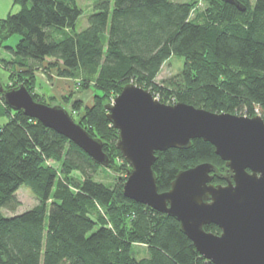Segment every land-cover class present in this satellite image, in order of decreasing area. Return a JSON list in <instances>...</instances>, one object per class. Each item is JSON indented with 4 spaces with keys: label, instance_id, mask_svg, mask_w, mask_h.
Here are the masks:
<instances>
[{
    "label": "trees",
    "instance_id": "obj_1",
    "mask_svg": "<svg viewBox=\"0 0 264 264\" xmlns=\"http://www.w3.org/2000/svg\"><path fill=\"white\" fill-rule=\"evenodd\" d=\"M13 1L19 9L0 19V48L22 75L12 87L23 84L42 102L28 83L35 68L50 63L60 77L93 89L91 104L74 101L68 112L101 140L110 159L106 168L129 170L105 109L129 82L166 104L264 119V0H239L243 11L223 0H208L203 9H197L200 0H112V6L111 0H99L80 31L76 0ZM12 35L17 43L5 45ZM171 55L183 57V69L158 83L161 64ZM0 117L6 118L0 123V264H213L175 218L124 197L126 177L112 185L95 180L90 172L105 166L37 119L11 109L1 93ZM155 155L152 168L161 192L179 171L202 162L218 169L214 184L226 183L225 161L203 139ZM50 159L59 167L47 165ZM24 184L39 202L16 212V191ZM204 228L220 233L215 224ZM135 244L146 247L145 256L133 254Z\"/></svg>",
    "mask_w": 264,
    "mask_h": 264
},
{
    "label": "water",
    "instance_id": "obj_2",
    "mask_svg": "<svg viewBox=\"0 0 264 264\" xmlns=\"http://www.w3.org/2000/svg\"><path fill=\"white\" fill-rule=\"evenodd\" d=\"M239 10V0H223ZM5 103L63 135L102 166L110 159L99 138L68 110L39 102L23 84L5 88ZM118 130L116 148L129 165L124 197L175 218L197 251L213 264H264V119L259 115L212 112L191 104H166L150 90L129 82L105 105ZM193 139L213 145L225 161L226 183L214 184L218 169L202 162L179 171L159 191L152 168L157 151L188 148ZM215 224L220 233L205 230Z\"/></svg>",
    "mask_w": 264,
    "mask_h": 264
},
{
    "label": "rangeland",
    "instance_id": "obj_3",
    "mask_svg": "<svg viewBox=\"0 0 264 264\" xmlns=\"http://www.w3.org/2000/svg\"><path fill=\"white\" fill-rule=\"evenodd\" d=\"M99 0H76L77 5L82 9V14L78 17L75 25L76 31L84 29L88 24V18L93 12L95 3ZM183 1V0H179ZM250 3L253 0H249ZM3 10H0V19L7 16L8 13H14L19 9V5L14 3L13 0H9V4L2 2ZM113 2L111 0V6ZM9 5V6H8ZM208 5V0H200L197 5V9H203ZM196 13L192 12V18ZM17 35H12L5 41V45L14 46L18 41ZM13 58L4 49L0 48V80L5 86L12 87L16 82L21 80L22 75L17 72V67L14 66ZM48 67L39 66L33 71V80L28 83L32 93L36 94L42 102L46 104L55 105L59 104L65 107L69 112L73 113L74 101H80L82 105L91 104L96 93L93 89H82L76 80L70 77H60L54 67L48 64ZM184 59L181 56L171 55L169 58L163 61L161 64L159 73L156 76L158 83H164L173 79L183 69ZM51 67V68H50ZM20 82V81H19ZM6 120L5 117H0V123ZM116 164H120L121 161L118 158L114 159ZM47 165L58 168L59 162L55 159H50ZM91 176L100 182L108 185L114 184L118 177H127V173L123 171H114L110 168H98L95 171L90 172ZM76 177H81L79 172H73ZM20 205L16 212H22L35 206L39 199L36 193L28 185H21L16 191ZM3 213L6 215L12 214L11 212L3 209ZM133 254L137 257H143L146 254V247L144 245L135 244L133 246Z\"/></svg>",
    "mask_w": 264,
    "mask_h": 264
},
{
    "label": "crops",
    "instance_id": "obj_4",
    "mask_svg": "<svg viewBox=\"0 0 264 264\" xmlns=\"http://www.w3.org/2000/svg\"><path fill=\"white\" fill-rule=\"evenodd\" d=\"M2 2H6L7 4H9V0H0V10H3V4H2Z\"/></svg>",
    "mask_w": 264,
    "mask_h": 264
}]
</instances>
